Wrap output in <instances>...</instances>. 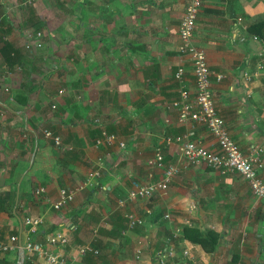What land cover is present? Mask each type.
Masks as SVG:
<instances>
[{
	"label": "crops",
	"instance_id": "0c3cea01",
	"mask_svg": "<svg viewBox=\"0 0 264 264\" xmlns=\"http://www.w3.org/2000/svg\"><path fill=\"white\" fill-rule=\"evenodd\" d=\"M23 1L0 0V244L16 237L0 264H15L27 237L43 242L52 231L68 239L66 264H160L155 253L175 227V254L164 264H264L263 201L237 173L190 164L179 151L185 139L217 149L205 125L179 121L171 106L178 67L194 94L190 58L178 50L186 0ZM263 19L264 0H201L192 40L212 74L223 75L210 82L217 114L243 154L257 152L253 167L264 182V74L251 38L258 34L248 32ZM36 30L42 46L27 51L24 32ZM101 129L112 143L94 145ZM155 149L178 173L165 191L128 199L131 181L161 177ZM62 188L72 200L54 210ZM125 213L143 223L125 230ZM24 217L42 222L30 233ZM86 243L98 254L72 257ZM25 259L45 264L23 251Z\"/></svg>",
	"mask_w": 264,
	"mask_h": 264
},
{
	"label": "built area",
	"instance_id": "2783aa9c",
	"mask_svg": "<svg viewBox=\"0 0 264 264\" xmlns=\"http://www.w3.org/2000/svg\"><path fill=\"white\" fill-rule=\"evenodd\" d=\"M32 0H24L21 4L28 5ZM201 0H186V4L183 8L182 15L179 20L177 28V36L179 39L178 50L186 53L191 62L192 77L194 83V94H188L187 90L182 84L183 69L178 67L174 73L175 80L180 83L179 100H174L171 106H175L177 110V118L179 121L186 119L199 122L206 126L210 134L215 138L217 142L216 150L205 149L200 144L191 139H185L180 143V154L190 163L197 164L203 163L206 166L213 168L224 174L226 172L237 173L247 183L251 193L261 199L264 203V182L257 175L253 167L254 164L259 165V159L257 158V152L253 151L249 154H243L235 144V142L229 136V133L224 126V123L220 116L217 114L214 100L212 98L210 90L211 76H214L216 81L222 79L221 73L212 74L208 67L205 52L202 48L196 46L192 40L193 27L195 24L196 15L199 11ZM25 41L23 47L25 50L32 52L34 49H38L42 46V32H24ZM253 41L258 43V50L256 57L258 58V70L264 74V37L259 35H251ZM0 78H2L0 76ZM3 91L7 92L8 88L2 85ZM264 113V105L262 107ZM43 135L53 141L55 145H61L60 137L52 134L48 129L42 131ZM191 134V132H189ZM177 139V138H176ZM114 140L112 133L106 132L104 129L100 130V136L95 138L94 145L98 144H110ZM123 145L119 142V146ZM152 163L156 167H161V177L152 182H140L137 180L131 181L130 188L127 192V198L132 200L135 198H149L153 193L163 192L166 190L172 177L178 173V167L176 165H163L162 154L159 149H155L152 155ZM99 174L98 170L91 171L87 179L96 177ZM43 192V188L38 187L34 190V194L38 195ZM73 191L62 188L58 190L57 198L52 203L51 207L54 210H59L64 205L72 200ZM164 218H169L166 213ZM125 230L132 229L141 225L143 222L140 218L136 217L132 213L124 214ZM42 222L41 217H24L22 220L23 225L27 226L28 231L33 233ZM76 229L74 224H68L66 230L72 232ZM123 230L121 233L125 232ZM96 229L92 230V234L95 235ZM179 235V229L174 228L171 234L165 237V247L156 251V259L160 264H164L167 258L174 257V240ZM67 237L63 231L50 232L43 242L32 241L29 237L23 243L22 250L30 255H35L38 259L43 260L45 264H66L63 255V246L67 244ZM16 237L11 236L9 243L0 244V253L10 249L11 245L16 248ZM56 249L58 251H52ZM74 253V254H73ZM71 255L72 257H84L88 254H98V249L86 243L84 245L75 248V251ZM189 255L188 249L183 248L181 256L187 257Z\"/></svg>",
	"mask_w": 264,
	"mask_h": 264
},
{
	"label": "trees",
	"instance_id": "16d2710c",
	"mask_svg": "<svg viewBox=\"0 0 264 264\" xmlns=\"http://www.w3.org/2000/svg\"><path fill=\"white\" fill-rule=\"evenodd\" d=\"M263 29H264V19L250 25L248 28V32L256 33L260 36H264V33L262 32ZM197 241H200V240H197ZM0 262H3V261H0ZM22 264H29V262L26 261V259H25V260H23Z\"/></svg>",
	"mask_w": 264,
	"mask_h": 264
},
{
	"label": "water",
	"instance_id": "95a60500",
	"mask_svg": "<svg viewBox=\"0 0 264 264\" xmlns=\"http://www.w3.org/2000/svg\"><path fill=\"white\" fill-rule=\"evenodd\" d=\"M22 261H23V250L22 247L19 245L17 250V260L15 264H22Z\"/></svg>",
	"mask_w": 264,
	"mask_h": 264
},
{
	"label": "clouds",
	"instance_id": "9594fccd",
	"mask_svg": "<svg viewBox=\"0 0 264 264\" xmlns=\"http://www.w3.org/2000/svg\"><path fill=\"white\" fill-rule=\"evenodd\" d=\"M37 31V30H36ZM39 31V30H38Z\"/></svg>",
	"mask_w": 264,
	"mask_h": 264
},
{
	"label": "rangeland",
	"instance_id": "374dc122",
	"mask_svg": "<svg viewBox=\"0 0 264 264\" xmlns=\"http://www.w3.org/2000/svg\"><path fill=\"white\" fill-rule=\"evenodd\" d=\"M246 36H248V35H246Z\"/></svg>",
	"mask_w": 264,
	"mask_h": 264
}]
</instances>
